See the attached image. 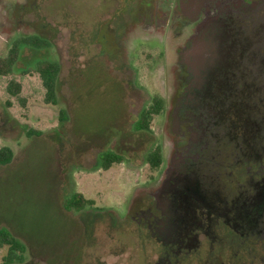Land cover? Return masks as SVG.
<instances>
[{"label": "flooded vegetation", "instance_id": "flooded-vegetation-1", "mask_svg": "<svg viewBox=\"0 0 264 264\" xmlns=\"http://www.w3.org/2000/svg\"><path fill=\"white\" fill-rule=\"evenodd\" d=\"M94 4L83 45L98 47L133 77L138 52L148 49L152 75L167 77L170 96L160 97L156 118L168 150L164 156L157 147V176L125 212L159 246L155 264L264 257V149L257 141L264 129V24L257 22L264 0ZM43 12L39 0H0V30H30L51 48Z\"/></svg>", "mask_w": 264, "mask_h": 264}, {"label": "rangeland", "instance_id": "rangeland-1", "mask_svg": "<svg viewBox=\"0 0 264 264\" xmlns=\"http://www.w3.org/2000/svg\"><path fill=\"white\" fill-rule=\"evenodd\" d=\"M39 1L52 47L24 48L13 73L0 77V149L13 152L12 162L0 166V228L27 245L26 264H155L159 246L125 212L134 205L135 192L149 188L157 176L146 162L148 154L160 146L164 156L168 150L162 120L154 117L149 132L136 131V116L153 98L170 96L167 77L152 75L143 54L148 49L138 52L134 67L139 74L133 77L118 72L98 47L83 45L96 0ZM257 22L264 24V13ZM32 35L2 27L0 57L8 55L14 41ZM42 60L60 65L57 106L45 103L34 71ZM12 79L22 85L18 98L7 92ZM62 109L67 111L63 126ZM257 141L264 149V129ZM109 151L125 162L104 170L100 159ZM73 192L94 202L96 219L63 209ZM6 250L0 251V264ZM261 256L244 257L241 264H264Z\"/></svg>", "mask_w": 264, "mask_h": 264}, {"label": "trees", "instance_id": "trees-1", "mask_svg": "<svg viewBox=\"0 0 264 264\" xmlns=\"http://www.w3.org/2000/svg\"><path fill=\"white\" fill-rule=\"evenodd\" d=\"M49 42L36 36L19 38L13 42L9 53L6 57H0V77L9 76L13 73L16 64L19 61L21 52L24 48L43 50L49 47ZM34 71L39 75L42 85L45 89L44 101L47 105L57 106L58 100V76L60 65L57 61L42 60L35 64ZM7 92L13 97H19L22 92V85L12 79L7 85ZM164 108V102L160 97H155L151 104L142 110L136 123V131L149 132L154 117L161 114ZM67 120V111L62 109L59 112L60 125L63 126ZM42 133L35 132L36 136ZM13 160V152L8 147L0 149V166H6ZM125 162V157L114 152H107L100 159L99 167L108 170L114 164ZM147 164L153 169H158L162 163V155L158 148L151 151L146 159ZM63 209L74 215L84 213L90 214L95 219L98 217V211L94 209V202L87 200L80 193L73 192L66 196L63 202ZM100 216V215H99ZM7 249L2 258L1 264H26L27 262V245L17 238L6 228H0V251Z\"/></svg>", "mask_w": 264, "mask_h": 264}]
</instances>
